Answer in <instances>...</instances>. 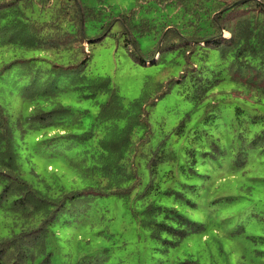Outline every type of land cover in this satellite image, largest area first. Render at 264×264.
I'll return each instance as SVG.
<instances>
[{
    "label": "trees",
    "instance_id": "trees-1",
    "mask_svg": "<svg viewBox=\"0 0 264 264\" xmlns=\"http://www.w3.org/2000/svg\"><path fill=\"white\" fill-rule=\"evenodd\" d=\"M114 8L109 0H0V264H51L48 242L59 218L81 214L97 195L130 199L143 183L142 163L150 174L135 199L142 203L143 225L155 237L163 231L176 236L172 245L201 228L152 198L166 192L156 177L173 150L167 135L151 146V112L175 85L187 90L196 107L217 91L243 97L261 110L245 117L236 107L238 122L264 123V0H135L128 11ZM152 32L161 50L149 63L165 64L169 54L183 64L178 76L155 82L154 95L144 90L126 102L110 77L88 73L90 46L109 34L123 37L134 58L146 64L137 38ZM211 51L218 53L216 66ZM226 79L235 86L217 90ZM67 93L92 104H66L60 96ZM189 117L180 120L177 134L186 131ZM251 144L264 150V126ZM237 157L247 164L244 147ZM42 159L65 162L72 178L47 165V173H56L48 180L38 170ZM85 257L81 264H90Z\"/></svg>",
    "mask_w": 264,
    "mask_h": 264
},
{
    "label": "rangeland",
    "instance_id": "rangeland-1",
    "mask_svg": "<svg viewBox=\"0 0 264 264\" xmlns=\"http://www.w3.org/2000/svg\"><path fill=\"white\" fill-rule=\"evenodd\" d=\"M109 1L117 13L130 10L135 2ZM119 29L116 23L113 32ZM155 34L137 38L146 64L134 58L123 37L106 35L90 46L88 73L110 77L126 102L139 97L144 90L154 95L158 91L155 82L178 76L183 68L169 54L165 64L149 63L158 57L153 58L154 50L158 54L161 50ZM212 56V65L216 66L217 51H211ZM234 86L226 79L217 90H230ZM7 87L6 93L10 92ZM186 93L180 84L175 85L156 102L151 112L154 130L151 146L155 147L167 135L168 148L173 150V157L160 164L156 177L161 190L166 192H156L152 198L176 208L201 228L187 230L188 234L172 245L176 236L163 231L161 238L155 237L143 225L146 217L143 210L139 212L142 203L135 199L149 182L150 174L142 163L143 183L133 189L130 199L114 193L97 195L81 214L69 212L59 218L48 242L51 264H81L83 256L90 264H179L185 260L199 264H264V150L251 144L264 123L245 120L242 125L235 116L238 106L243 107L245 117L260 111V106L235 94L217 91L196 107ZM10 97L16 102L13 94ZM106 98V94L100 95L101 100ZM60 99L77 108L92 104L91 99L78 100L70 93L61 95ZM97 108L95 104L92 106L93 113ZM219 108V116L206 118L209 112ZM189 114L186 131L177 134L174 129ZM244 129L246 135L242 138ZM242 147L248 156L244 165L237 157ZM39 162L38 170L52 180L56 173H47V159ZM51 168L72 178V171L63 161H52L48 165Z\"/></svg>",
    "mask_w": 264,
    "mask_h": 264
}]
</instances>
